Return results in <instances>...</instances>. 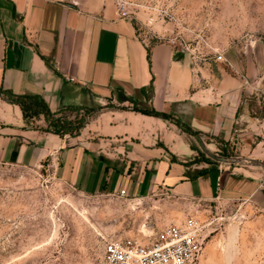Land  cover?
<instances>
[{
  "label": "crops",
  "instance_id": "0c3cea01",
  "mask_svg": "<svg viewBox=\"0 0 264 264\" xmlns=\"http://www.w3.org/2000/svg\"><path fill=\"white\" fill-rule=\"evenodd\" d=\"M214 57L143 39L115 0H0V164L147 206L135 237L196 215L190 201L253 199L264 115L249 102L264 79ZM24 97L73 114L25 117Z\"/></svg>",
  "mask_w": 264,
  "mask_h": 264
},
{
  "label": "rangeland",
  "instance_id": "374dc122",
  "mask_svg": "<svg viewBox=\"0 0 264 264\" xmlns=\"http://www.w3.org/2000/svg\"><path fill=\"white\" fill-rule=\"evenodd\" d=\"M115 1L117 11L125 5L143 39L175 41L204 56L224 52L225 65L236 60L248 74L255 63L264 79V0ZM261 103L249 107L264 115ZM45 114L59 120L73 113ZM262 192L248 201L181 205L184 214L212 222L198 264H264V187ZM148 211L114 195L81 193L45 169L0 164V264H104L105 242L135 238ZM178 216L175 223L186 217Z\"/></svg>",
  "mask_w": 264,
  "mask_h": 264
},
{
  "label": "built area",
  "instance_id": "2783aa9c",
  "mask_svg": "<svg viewBox=\"0 0 264 264\" xmlns=\"http://www.w3.org/2000/svg\"><path fill=\"white\" fill-rule=\"evenodd\" d=\"M121 19H128L125 5L118 8ZM174 45L175 41H171ZM215 61L226 63L223 53L215 52ZM121 196L125 191H121ZM211 221L187 215L182 221L160 230L143 228L140 236L106 241L104 264H198L211 234Z\"/></svg>",
  "mask_w": 264,
  "mask_h": 264
},
{
  "label": "trees",
  "instance_id": "16d2710c",
  "mask_svg": "<svg viewBox=\"0 0 264 264\" xmlns=\"http://www.w3.org/2000/svg\"><path fill=\"white\" fill-rule=\"evenodd\" d=\"M25 98L29 99L30 101L27 103V102H23L21 99H18V102H20V104L22 105L23 110L25 112V117L35 116L41 112L42 113L48 112V111H45V107H44L43 102L40 98H38V97H24L22 99H25ZM30 111H32V113ZM56 125H57L56 127L54 126V130L57 132H59L60 130L65 128L64 126L62 127L61 125H58V124H56Z\"/></svg>",
  "mask_w": 264,
  "mask_h": 264
}]
</instances>
